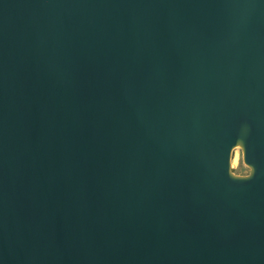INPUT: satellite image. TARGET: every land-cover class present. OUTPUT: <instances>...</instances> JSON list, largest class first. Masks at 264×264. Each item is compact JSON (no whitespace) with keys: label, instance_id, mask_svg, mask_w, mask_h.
<instances>
[{"label":"water","instance_id":"1","mask_svg":"<svg viewBox=\"0 0 264 264\" xmlns=\"http://www.w3.org/2000/svg\"><path fill=\"white\" fill-rule=\"evenodd\" d=\"M0 264H264V0H0Z\"/></svg>","mask_w":264,"mask_h":264},{"label":"clouds","instance_id":"2","mask_svg":"<svg viewBox=\"0 0 264 264\" xmlns=\"http://www.w3.org/2000/svg\"><path fill=\"white\" fill-rule=\"evenodd\" d=\"M235 147V153L239 156V158L242 160L244 155H245V146L242 141H239L236 143ZM233 169H235L234 164L232 165ZM230 176L234 179H249L253 176L254 174V168L248 164L247 166L244 167L243 171H230L229 172Z\"/></svg>","mask_w":264,"mask_h":264},{"label":"rangeland","instance_id":"3","mask_svg":"<svg viewBox=\"0 0 264 264\" xmlns=\"http://www.w3.org/2000/svg\"><path fill=\"white\" fill-rule=\"evenodd\" d=\"M235 151H234V156H233V160H234V158H235ZM233 160H232V165H233ZM246 165L243 163V159L241 160V159H239V161L237 162V166L235 167V169H233V167H232V169L234 170V171H243V169H244V167H245Z\"/></svg>","mask_w":264,"mask_h":264},{"label":"snow or ice","instance_id":"4","mask_svg":"<svg viewBox=\"0 0 264 264\" xmlns=\"http://www.w3.org/2000/svg\"><path fill=\"white\" fill-rule=\"evenodd\" d=\"M239 159H240L239 156L237 154H235V158L233 160V164L235 167L237 166V162L239 161Z\"/></svg>","mask_w":264,"mask_h":264}]
</instances>
